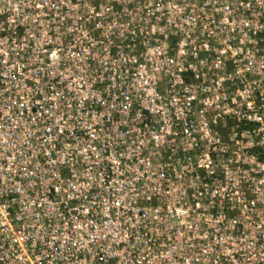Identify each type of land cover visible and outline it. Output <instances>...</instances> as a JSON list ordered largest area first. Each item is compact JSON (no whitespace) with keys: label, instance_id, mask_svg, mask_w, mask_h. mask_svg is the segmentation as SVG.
I'll return each mask as SVG.
<instances>
[{"label":"built area","instance_id":"1","mask_svg":"<svg viewBox=\"0 0 264 264\" xmlns=\"http://www.w3.org/2000/svg\"><path fill=\"white\" fill-rule=\"evenodd\" d=\"M0 264H264V0H0Z\"/></svg>","mask_w":264,"mask_h":264}]
</instances>
